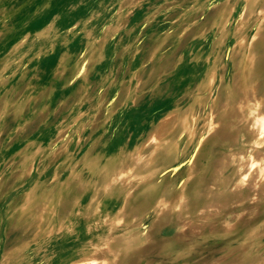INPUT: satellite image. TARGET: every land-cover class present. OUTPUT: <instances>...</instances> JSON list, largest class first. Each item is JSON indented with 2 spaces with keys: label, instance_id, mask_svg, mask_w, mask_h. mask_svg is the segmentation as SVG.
<instances>
[{
  "label": "rangeland",
  "instance_id": "1",
  "mask_svg": "<svg viewBox=\"0 0 264 264\" xmlns=\"http://www.w3.org/2000/svg\"><path fill=\"white\" fill-rule=\"evenodd\" d=\"M251 87L264 0H0V264H264Z\"/></svg>",
  "mask_w": 264,
  "mask_h": 264
},
{
  "label": "bare ground",
  "instance_id": "2",
  "mask_svg": "<svg viewBox=\"0 0 264 264\" xmlns=\"http://www.w3.org/2000/svg\"><path fill=\"white\" fill-rule=\"evenodd\" d=\"M250 89H248L247 90L248 92L247 91L246 92L250 94V95L247 94L250 97V99L254 100V105H251V106L247 105V107H248L247 111L250 112V114H252L250 117V120L248 121V124H252L253 128L255 125L257 126V130H256L257 134L255 135V137H253L254 143H253V146L251 149V155H250L248 161H249V169L251 171L255 172L256 169H259L258 168L259 162L256 161V158H255L256 155H254V154L261 153V151L264 150V94L261 96L262 99H257V98H259L258 97L259 94L257 93L255 87H251ZM263 158H264V155L262 156V159ZM261 162H263V161H261ZM263 171H264V169H263ZM247 181H248L247 179L242 180V182H244V183Z\"/></svg>",
  "mask_w": 264,
  "mask_h": 264
}]
</instances>
